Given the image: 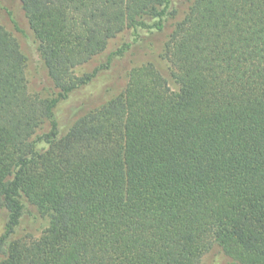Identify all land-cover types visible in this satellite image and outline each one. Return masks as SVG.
Listing matches in <instances>:
<instances>
[{
  "label": "trees",
  "instance_id": "trees-1",
  "mask_svg": "<svg viewBox=\"0 0 264 264\" xmlns=\"http://www.w3.org/2000/svg\"><path fill=\"white\" fill-rule=\"evenodd\" d=\"M18 1L51 97L0 26V264H264V0ZM139 29L165 34L166 76L133 68L60 134L58 103L109 61L74 70ZM23 201L37 238H13Z\"/></svg>",
  "mask_w": 264,
  "mask_h": 264
},
{
  "label": "rangeland",
  "instance_id": "rangeland-1",
  "mask_svg": "<svg viewBox=\"0 0 264 264\" xmlns=\"http://www.w3.org/2000/svg\"><path fill=\"white\" fill-rule=\"evenodd\" d=\"M0 26L13 35L28 59L26 76L30 91L38 93L42 98H50L51 91L45 72L37 62L33 33L18 0H0ZM164 40L163 32L139 29L135 34L126 31L109 41L105 53L100 58H94L77 67L74 73L82 76L90 73L100 64L106 65L107 60L109 61L107 67L100 70L88 85L74 91L67 100L58 103L54 112L59 133H65L81 114L119 95L124 90L129 72L133 68L151 63L166 76L168 66L160 56ZM169 86L175 89L171 80H169ZM44 129L48 131V125H45ZM38 147L41 149L45 145L40 144ZM5 223L6 213L0 211V236L4 232ZM48 226L49 218L41 216L36 208L23 201V213L13 238L24 236L37 238ZM224 259V255L214 248L204 256L201 264H226Z\"/></svg>",
  "mask_w": 264,
  "mask_h": 264
}]
</instances>
